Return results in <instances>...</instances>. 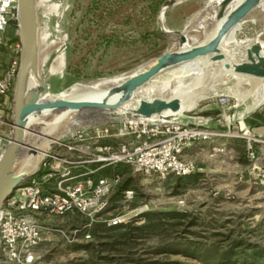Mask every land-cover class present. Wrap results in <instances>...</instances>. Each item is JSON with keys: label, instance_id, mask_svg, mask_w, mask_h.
I'll use <instances>...</instances> for the list:
<instances>
[{"label": "rangeland", "instance_id": "1", "mask_svg": "<svg viewBox=\"0 0 264 264\" xmlns=\"http://www.w3.org/2000/svg\"><path fill=\"white\" fill-rule=\"evenodd\" d=\"M166 1L43 0L42 46L60 44L66 61L63 72L50 78L51 93H64L77 83L129 76L151 65L175 46L178 37L166 30L186 32L209 3V0H177L163 12ZM17 30L18 23H11L0 40V77L13 64L19 68L21 50L17 46L20 44ZM193 34L197 36L189 39L190 45L204 37L202 31ZM235 38L259 39L264 43V3L240 24ZM56 52L55 49L53 53ZM208 66L207 63L186 69L184 77H177L176 81L169 77L163 84L162 81L151 84L143 89L144 96L137 95L136 99L177 96L182 99L183 107L191 105L182 109L186 111L181 114L184 120H199L216 119L222 114L219 97L225 95L234 106L231 110L234 114L227 117L230 127H223L229 129L228 139L233 144L226 141H222L223 145L211 144L217 138L191 148L195 154L188 153L201 168L193 176L171 174L162 178L155 173L137 172L131 165L108 166L104 174L119 176L121 180L111 195L110 207L89 228L91 238H85L84 227L89 219L81 213L35 215L42 227V240L34 247L35 259L31 264H217L218 261L229 264L223 258L231 250L240 259L247 253H255L256 257H250L248 264H264V188L251 183L245 172H241V165L247 162V151L245 140L237 136L240 119L246 125L243 117L264 104V81L249 83L231 75L221 80L216 76L211 78L218 69ZM205 73L208 76L202 78ZM195 79L198 87L180 88ZM199 89L216 93L195 104L192 98ZM13 97L14 91L7 101L8 121L12 124ZM114 120L120 118L89 119L91 122L78 130L91 131ZM64 140L76 141L71 134L52 144L39 166L43 167L42 171L48 170L44 161H54L52 155L75 156L62 145ZM126 190L134 191L132 198L125 196ZM176 210L188 216L156 218L150 227L137 229L121 240L98 225L120 214L130 218L125 224L140 226L144 220L135 219L142 213Z\"/></svg>", "mask_w": 264, "mask_h": 264}, {"label": "built area", "instance_id": "2", "mask_svg": "<svg viewBox=\"0 0 264 264\" xmlns=\"http://www.w3.org/2000/svg\"><path fill=\"white\" fill-rule=\"evenodd\" d=\"M18 15L19 0H0V40L11 23H18ZM17 46L21 50V45ZM17 73L18 65L13 64L0 77V158L14 133L15 125L8 121L7 101L14 91ZM219 102L223 106L219 115L221 118L184 120L181 115L168 122L126 118L95 126L91 131L74 132L72 136L76 141L64 140L62 145L75 156L50 155L54 161H44L43 164L48 170L45 172L43 167H39L7 199L0 221V264H31L34 261V247L42 240V227L35 215L81 213L89 219L84 227L85 238H91L89 228L110 207L111 195L121 178L98 176V167L87 168L88 163L101 167L131 165L137 172L155 173L162 178L171 174L189 176L196 173L197 164L193 159L184 157L185 149L196 142L231 136L229 129L224 131L222 128L223 125L230 127L227 117L231 116L229 112L234 106L230 105L225 95L219 97ZM213 121L217 126L213 125ZM237 136L246 142L250 161L248 180L264 188V137L254 133L241 119ZM107 138L119 141L102 143ZM133 195V190L125 191L127 198ZM129 220L127 215L120 214L105 219L109 226Z\"/></svg>", "mask_w": 264, "mask_h": 264}, {"label": "water", "instance_id": "3", "mask_svg": "<svg viewBox=\"0 0 264 264\" xmlns=\"http://www.w3.org/2000/svg\"><path fill=\"white\" fill-rule=\"evenodd\" d=\"M234 0H222L218 7L217 18H224L223 23L217 33L208 41L195 44L185 48L188 38L184 31L166 30L179 36L178 46L157 57L156 62L147 69L131 76L116 87H114L106 98L98 100H70L65 98L47 99L50 91V78L36 88L30 87V77L32 73L38 71L40 62L39 45V22L38 4L36 0H19L18 30L17 36L21 44L19 68L14 89V133L11 142L7 146L4 154L0 158V221L1 212L16 189L22 187L25 182L36 173H16V166L21 157L22 148L26 144V132L28 129V119L32 115H41L49 111H82L86 109L103 110L109 109L112 113L106 119H135L150 120L154 116L166 118L167 121L180 117L182 101L178 97L170 98H141L134 109H130L126 118L113 112L122 109L126 104L134 101L135 94L142 87L147 85L156 76L178 67L187 62H192L199 58L209 56L211 62H223L226 69H231L236 73H243L257 78L264 79V45L260 41H252L246 47L245 59L241 62L231 63L226 52L223 50V42L228 34L241 23L264 0H242L234 8L229 9ZM177 0H168L164 3L163 12ZM245 42L247 41L244 39ZM244 40L242 42H244ZM55 56L52 55L48 61V66L52 64ZM120 95L117 101L110 102V98ZM214 92L211 93V96ZM170 111L172 114L163 117L164 112ZM234 113V112H233ZM229 112L230 115L233 114ZM217 118H221L218 116ZM194 125L193 123H190ZM35 153V151H29Z\"/></svg>", "mask_w": 264, "mask_h": 264}, {"label": "bare ground", "instance_id": "4", "mask_svg": "<svg viewBox=\"0 0 264 264\" xmlns=\"http://www.w3.org/2000/svg\"><path fill=\"white\" fill-rule=\"evenodd\" d=\"M242 0H234L230 6L229 9L234 8L236 5H238L239 2ZM38 4V22H39V45H40V62L38 66V71L35 73H32L30 77V87L36 88L42 85L45 80L51 78L55 74H59L63 72L65 69L66 61L63 53L62 46L60 44H56L52 47L48 45H43V33L41 31V19H40V7L41 2L43 0H36ZM222 0H209V3L198 16L192 20L191 25H189L188 30L185 32L186 37L188 38V44H186L185 48L191 47L193 45L189 44V39L193 36H197L196 34H193L195 32L202 31L204 33V37L200 42L196 43H203L208 40H210L218 31L221 24L224 21V18L218 19L217 18V12L218 7ZM264 1L261 3L263 4ZM260 4V5H261ZM60 5V4H59ZM52 6H54L52 4ZM54 7H58V5L55 4ZM260 7V6H259ZM44 9V8H43ZM60 10V9H59ZM49 11V10H48ZM166 11V10H165ZM246 21V20H245ZM242 24V23H241ZM240 26V25H239ZM239 26L234 28L228 36L225 38L223 42V50L226 52L228 56V60L231 63L234 62H241L245 59L246 54V47L251 45V42L255 40L254 39H246L247 41L242 42L243 40H238L235 38L236 33L239 29ZM187 27V26H186ZM173 34V33H172ZM175 35V34H173ZM177 36V40L175 42V47L178 46V40L179 36ZM48 38V37H47ZM257 41H260L257 39ZM59 42V41H58ZM261 42V41H260ZM264 45V43H262ZM50 45V44H49ZM195 45V44H194ZM56 49V53H53V51ZM54 55L55 58L51 65L48 66V61L50 57ZM156 62V61H155ZM209 64L208 69L210 67L216 66V70L218 71L212 72L210 75L211 78L216 76V78H219L220 80L223 79L226 75H231L236 78H239L240 80L249 82V83H256L258 80L264 81L262 78H257L251 75L243 74V73H236L233 68L226 69L224 67L223 62H211L209 56L199 58L197 60H194L192 62H187L185 64H182L178 67H175L173 69H170L158 76H156L153 80H151L147 85L142 87L138 92L135 94L134 101L131 103L126 104L122 109L116 110L115 114L120 115L124 118H126V115L130 111V109H134L138 103L139 99H136L137 95L144 96L142 91L144 88L148 87L151 84H155L156 82H160V84L165 83L168 81L167 78L173 77L176 81V78H182L184 77L186 69L193 68L199 65L203 64ZM154 64V63H152ZM151 64V65H152ZM151 65L129 75V76H118L114 78H106L102 79L93 83L89 84H81L77 83L73 85L71 88H69L64 93H58L53 94L50 93L47 96V99H55V98H65L70 100H98L101 101L109 94L111 93L112 89L125 81L126 79L130 78L131 76L147 69ZM182 73V74H181ZM218 73V74H217ZM208 74V73H207ZM208 75L203 74L202 78L206 77ZM167 79V80H166ZM178 79V78H177ZM164 80V81H163ZM198 79H195L191 84H184L181 89H187L190 86H197L196 82ZM178 84V82H176ZM176 84V86H177ZM198 87V86H197ZM196 87V88H197ZM256 89V86H254ZM215 92V90H210L209 92H205L203 89H199L194 94V97L192 98L195 101V104L198 103L201 100L207 99L211 96V93ZM216 93V92H215ZM263 95V94H262ZM120 95H116L110 98V102H115L119 98ZM264 96V95H263ZM170 97H177V96H170ZM169 97V98H170ZM179 98V97H178ZM180 99V98H179ZM262 99V98H261ZM182 101V99H180ZM260 101V100H259ZM199 105V104H198ZM197 105V106H198ZM196 106V107H197ZM191 105L185 104L183 107V101H182V108L179 112V114H182V109L184 108H190ZM195 107V108H196ZM194 108V109H195ZM191 111V110H189ZM188 112V111H187ZM112 113L109 109H103V110H91L86 109L82 111H45L41 115H32L28 119V129L26 134V144L22 148L21 157L17 163L16 166V173H26L30 174L37 170V168L40 166L42 161L47 156L49 150L52 148V144L58 142L59 140L64 137V135H71L74 132H76L81 126H83L89 119H95V118H103L105 119L108 114ZM169 115H175L172 114L170 111L164 112L163 117H167ZM127 119L133 120L135 118L128 117ZM153 120H160L164 122H168L166 118H162L159 116H154L152 118ZM35 151V153H30L29 151Z\"/></svg>", "mask_w": 264, "mask_h": 264}, {"label": "trees", "instance_id": "5", "mask_svg": "<svg viewBox=\"0 0 264 264\" xmlns=\"http://www.w3.org/2000/svg\"><path fill=\"white\" fill-rule=\"evenodd\" d=\"M195 175H189L193 176ZM167 216V217H176L177 219H182L188 216L186 212H181V211H169V212H145L142 213L138 218L135 219V221L139 220H144V224L140 226H134L132 225L133 223H128V224H120L116 226H109L107 222L104 220L103 223H99L98 225L103 228L106 232H114V236L118 237L120 240L124 236L132 235L134 234L135 230H142L144 228L150 227V222L154 221L156 218L157 219H162V217ZM97 225V226H98ZM94 234H96V229L93 230ZM131 236H129L130 238ZM250 257H256L255 253H251V255H248V253L244 256L243 259H240V255H237L236 253H233L232 250L228 252L225 258L224 262H229V264H248L249 261H251ZM177 264V263H174ZM217 264H220V261H218Z\"/></svg>", "mask_w": 264, "mask_h": 264}, {"label": "crops", "instance_id": "6", "mask_svg": "<svg viewBox=\"0 0 264 264\" xmlns=\"http://www.w3.org/2000/svg\"><path fill=\"white\" fill-rule=\"evenodd\" d=\"M243 119L245 120L246 125L249 126L254 133H256L257 135H261V136L264 137V104H262L259 107L255 108L251 112L247 113L243 117ZM213 125H216L217 126V123L214 122ZM222 130L226 131L227 129L225 127L224 129L222 128ZM118 141H119V139H116V138H107V139L102 140V143H117ZM222 141L229 142V144H231V145L233 144L232 143V140L230 141V139H228V137H221V138H219L216 141H212L211 144H214V145H217V144L223 145V142ZM201 143L202 142H196V143L191 144L189 147H187L185 149V152H184V157L191 159L192 158V155L195 154V149H191V148H194V146L196 147V146H198ZM207 144H209V143H207ZM211 144H209V145H211ZM188 151H190L189 153L192 152V155L191 156L188 153ZM215 155H216V152L213 155H211L210 157L211 158H214ZM246 160H247L246 164L241 165V169H242L241 172H245V174L247 175L248 168H249V165H250V161L247 158V153H246ZM97 167H98V171H97L96 174L98 176H107V175L104 174V171L107 169L108 166L101 167V166H98V164H90V165H88L87 168H97ZM199 170H201V168L198 167L197 172Z\"/></svg>", "mask_w": 264, "mask_h": 264}]
</instances>
